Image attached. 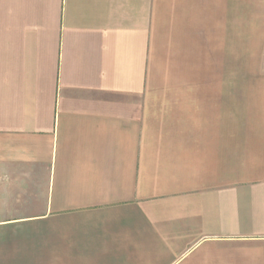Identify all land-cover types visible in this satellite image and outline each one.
Wrapping results in <instances>:
<instances>
[{"label": "crops", "instance_id": "1", "mask_svg": "<svg viewBox=\"0 0 264 264\" xmlns=\"http://www.w3.org/2000/svg\"><path fill=\"white\" fill-rule=\"evenodd\" d=\"M248 38L264 0H0V264H264Z\"/></svg>", "mask_w": 264, "mask_h": 264}, {"label": "rangeland", "instance_id": "2", "mask_svg": "<svg viewBox=\"0 0 264 264\" xmlns=\"http://www.w3.org/2000/svg\"><path fill=\"white\" fill-rule=\"evenodd\" d=\"M261 41L259 38H248L246 46L241 48L240 43L234 40L233 78L253 77V74H258L254 69L259 67V63L264 62L263 48L258 47ZM242 51L245 54L240 53ZM245 66H247L246 71H243Z\"/></svg>", "mask_w": 264, "mask_h": 264}]
</instances>
